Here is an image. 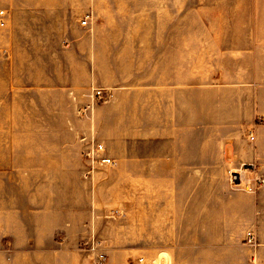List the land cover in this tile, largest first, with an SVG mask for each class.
Wrapping results in <instances>:
<instances>
[{"label":"rangeland","instance_id":"1","mask_svg":"<svg viewBox=\"0 0 264 264\" xmlns=\"http://www.w3.org/2000/svg\"><path fill=\"white\" fill-rule=\"evenodd\" d=\"M0 8L8 12L0 28V264H97L98 254L105 264H230L243 244L257 247L241 237L236 214L214 205L223 183L196 179L194 167L166 183L155 180L163 167L124 175L85 158L80 167L47 162L76 156L71 101L80 119L92 117L111 96L102 82L146 80L150 57L182 55L187 67L172 63L169 78L190 86H200V57L205 74L224 73L223 61L245 54L264 30V0H0ZM94 89L107 101L83 114L79 101L91 103ZM21 95L28 117H10L9 102ZM242 174H230L231 189L257 191L258 180Z\"/></svg>","mask_w":264,"mask_h":264},{"label":"crops","instance_id":"2","mask_svg":"<svg viewBox=\"0 0 264 264\" xmlns=\"http://www.w3.org/2000/svg\"><path fill=\"white\" fill-rule=\"evenodd\" d=\"M256 35L245 54L223 61L227 66L224 73L205 74L200 57V86L169 78L172 63L181 69L188 63L182 55L173 58L167 54L158 61L150 57L153 66L146 80L103 81L102 88L111 89V96L107 103L92 110V117L80 119L71 101L69 115L76 156H61L47 164L82 166L86 144L95 138L105 145L106 155L124 175H128V167L136 165H147L149 175L163 167L161 178L155 180L168 183L183 180L187 167H194L196 179L206 180L209 175L211 180L223 183L214 192V205L219 202L218 207H227L230 215L236 214V221L242 223L239 228L244 231L241 237L245 233L255 237L257 247L242 243L244 255L230 264H264V30H256ZM162 65L165 73L158 77ZM110 68L104 70L109 74ZM87 99L79 101L82 107L90 103ZM9 104L10 117H28L27 98L21 95L20 100L11 99ZM23 124L22 145L26 142L24 135L29 133V126ZM61 147L55 144L56 151L64 155ZM231 173H243L246 180L262 184L255 192L233 191ZM241 237L230 240L237 245L243 241Z\"/></svg>","mask_w":264,"mask_h":264},{"label":"built area","instance_id":"3","mask_svg":"<svg viewBox=\"0 0 264 264\" xmlns=\"http://www.w3.org/2000/svg\"><path fill=\"white\" fill-rule=\"evenodd\" d=\"M8 12L6 9L0 8V28H5L7 26ZM82 26L88 25V18L83 17L81 21ZM91 103L85 106L82 109V113L86 114L90 110L94 108L96 103H105L107 101L106 91L104 89H94L91 94ZM83 156L89 163L92 169L100 167L110 168L115 167L116 162L106 155V147L103 143L97 141L95 138L90 139L86 147L83 151ZM258 184H262V182L258 181ZM250 190V189H249ZM252 191V190H251ZM248 241L250 244H255L256 240L252 233H248ZM93 243V242H92ZM91 251L95 250V243L90 247ZM97 264H105L107 261V257L105 254L97 255ZM140 263H144V259L141 258L139 260Z\"/></svg>","mask_w":264,"mask_h":264}]
</instances>
